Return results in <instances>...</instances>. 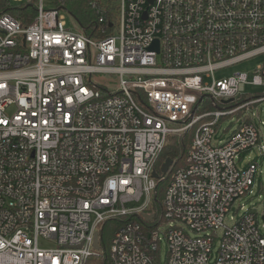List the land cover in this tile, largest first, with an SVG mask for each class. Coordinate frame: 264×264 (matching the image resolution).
Listing matches in <instances>:
<instances>
[{
	"label": "built area",
	"instance_id": "obj_1",
	"mask_svg": "<svg viewBox=\"0 0 264 264\" xmlns=\"http://www.w3.org/2000/svg\"><path fill=\"white\" fill-rule=\"evenodd\" d=\"M26 1L27 24L0 13V264H87L124 216L111 264H264V211L231 214L263 181L245 158L264 157V90H247L264 63L226 72L264 55V0H88L86 24L71 0ZM191 129L186 164L154 177Z\"/></svg>",
	"mask_w": 264,
	"mask_h": 264
},
{
	"label": "trees",
	"instance_id": "obj_2",
	"mask_svg": "<svg viewBox=\"0 0 264 264\" xmlns=\"http://www.w3.org/2000/svg\"><path fill=\"white\" fill-rule=\"evenodd\" d=\"M70 12L75 15L83 24H86L94 16L92 9L89 6L88 0H71L67 3ZM8 12L19 18L24 23L30 22L37 14V6L35 1H23L19 4H14L13 0H0V13ZM144 102V98H140ZM195 129H191L185 133L181 140L177 136H172L169 143L164 148L156 170L161 171V166L167 158H172L177 161V165L186 164L187 149L191 143ZM159 182L157 192L154 196L152 208L161 210V200L164 196L168 180ZM129 217H117L105 221L100 229L101 252L98 255L90 257L87 264H111L109 246L115 231L123 225ZM92 260V262H91Z\"/></svg>",
	"mask_w": 264,
	"mask_h": 264
},
{
	"label": "rangeland",
	"instance_id": "obj_3",
	"mask_svg": "<svg viewBox=\"0 0 264 264\" xmlns=\"http://www.w3.org/2000/svg\"><path fill=\"white\" fill-rule=\"evenodd\" d=\"M14 4H18V3L14 2ZM68 21L69 23H72L74 25L76 24L75 19L71 16H69ZM263 63H264V55H259L251 59H248L234 67L227 69L226 72L233 73L235 71H246L248 72L249 76L252 77L254 75L255 68L259 64H263ZM94 79L95 80L114 79L116 81L118 80L117 76H111V75H95ZM247 90L248 91H263L264 88L261 86H248ZM234 125L235 124L231 125L229 123V120L224 121L221 124V127L218 129L216 138L220 139L221 135L225 137L229 132L233 130ZM252 160L260 164V168L263 173L262 185L257 181L253 185L251 192H249L247 195H245L243 198H241L239 201H237L234 204L233 211L231 214L240 215L245 211L255 210V209H258L260 213L264 211V157L260 156V151L258 149H254L252 152H249L246 155L245 162H249ZM260 219H262V217H260ZM262 231L264 233L263 227H262ZM40 245L42 247H50L51 243L41 239ZM166 251H167V244L164 242L162 244V262L163 263L165 261Z\"/></svg>",
	"mask_w": 264,
	"mask_h": 264
},
{
	"label": "water",
	"instance_id": "obj_4",
	"mask_svg": "<svg viewBox=\"0 0 264 264\" xmlns=\"http://www.w3.org/2000/svg\"><path fill=\"white\" fill-rule=\"evenodd\" d=\"M172 163H173V159H172V158H167V159L165 160V162H164V163L162 164V166H161V172H162L163 174H166V173L169 171V168H170V166L172 165ZM153 175H154V177L158 178V177H159V173H158V171L155 170L154 173H153ZM152 217H153V215H148L147 218L151 219ZM95 247H96L97 249L100 248L98 235H96V238H95Z\"/></svg>",
	"mask_w": 264,
	"mask_h": 264
}]
</instances>
